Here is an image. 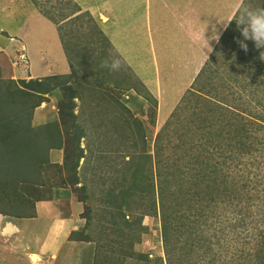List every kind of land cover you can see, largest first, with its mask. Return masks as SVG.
<instances>
[{
  "label": "rangeland",
  "instance_id": "374dc122",
  "mask_svg": "<svg viewBox=\"0 0 264 264\" xmlns=\"http://www.w3.org/2000/svg\"><path fill=\"white\" fill-rule=\"evenodd\" d=\"M34 1L40 5H34ZM81 1L0 0V33L6 32L4 38L11 37L8 44L13 45L14 38L20 41L17 53L8 44L0 47L4 53L0 54V79H12L21 87L20 79L28 81L26 75L32 73L30 79L58 76L56 82H66L54 90L55 85L51 84L53 88L43 96H7L11 105H22L24 121L34 126L25 130L24 143L34 147L56 145L57 130L65 140L66 135L74 137L76 124L84 131L80 147L85 157L83 165L87 162L83 170L80 167L75 183L64 182L61 172L51 167L62 164L63 151L53 150L58 153L55 158L47 153L50 164L41 169L42 174L37 175L27 164L25 174L41 175L44 183L16 186L17 193L35 205V213L30 205L17 210L31 215V220L0 212V264H33L31 253L40 259L34 264H169L167 250L171 248L175 252L172 264H227L230 255L225 253L226 246L247 245L242 228L221 227L224 217L232 211L231 205L239 198L235 194L221 195L214 211L218 214L199 222L193 215L186 216L192 206L191 197L197 191L203 195L208 188V192H216L214 185L224 188V178L218 170L214 173L215 181L210 182L212 186L202 181L206 172L192 167L191 156L203 146L206 150L202 151L210 155L211 161L222 158L210 152L215 150L214 145L222 148L217 140L223 142L220 138L226 136V131L232 132L228 124L231 113L238 112L244 119L235 121L242 122L249 120L246 115L251 111L264 116V104H260L263 98H259L264 97V48H257L249 40L244 41L247 51L242 49L238 41L243 37L235 20L241 10L259 7L264 0H118L109 12L102 6L105 0ZM242 2V9L236 13ZM100 6L101 12L110 13L108 25L98 15ZM39 8L52 15L53 21ZM141 16L146 18L139 19ZM232 18L234 28L219 41ZM107 27L126 34L125 40L133 44L134 55L140 51L137 48L145 52L150 61L144 60V65L152 68L148 74L154 81L134 64L137 73L129 71L115 46L100 42L101 29ZM123 44L120 39L118 45L131 51L128 43ZM114 61L119 62L116 70L110 67ZM105 62L109 67L103 66ZM248 74L256 83L259 103L247 93L251 84ZM149 82L152 88L147 90L145 84ZM190 86L199 89L203 97L189 91ZM68 102L75 117L68 114L62 120L59 114ZM8 104L1 106L7 109ZM46 111L52 114L47 119H56L57 124H51L44 134L37 136L38 123L43 121L40 118ZM256 134L264 139V130ZM259 146L261 155L255 152V157L264 161V141ZM232 163L235 165L236 161ZM232 168L240 175L236 186L239 187L250 169L241 164ZM67 189L72 193L68 201L80 202L79 215L85 207H92L85 211L94 222L85 231L87 237L94 238L88 244L90 247L87 242L76 240V230H64L65 226L71 228L70 222H61L65 208L61 196ZM87 194L89 198L85 199ZM246 195V190L240 193L242 198ZM10 196L0 200V209L6 213L16 205L7 202ZM204 201L199 205L203 206ZM254 204L264 207V202L257 197L248 201L249 211L258 215ZM240 205L246 202L241 201L234 209L238 210ZM163 215L167 218L168 246L164 241ZM51 221L55 225L48 227ZM248 222V231L254 234L264 228V224L252 219ZM218 229L224 231V237L217 233V241ZM190 231L195 235L188 238ZM192 237L199 246L194 250ZM187 238L190 244L185 241ZM62 244L72 248L65 245L60 249ZM254 252V245L250 246L249 256L241 259L242 263L250 264Z\"/></svg>",
  "mask_w": 264,
  "mask_h": 264
},
{
  "label": "trees",
  "instance_id": "16d2710c",
  "mask_svg": "<svg viewBox=\"0 0 264 264\" xmlns=\"http://www.w3.org/2000/svg\"><path fill=\"white\" fill-rule=\"evenodd\" d=\"M34 5H40V3H37L34 1ZM242 4L238 7L236 13L239 11V9H242ZM41 7V6H40ZM40 12L45 15L50 21H53L52 15H48L46 12H44L41 8ZM235 13V15H236ZM234 19L232 18L223 31L220 39L222 40L224 35L229 32L230 28H234L232 26L235 25ZM235 31V30H234ZM232 32V31H231ZM104 41L108 44L106 37L101 32L100 42L104 43ZM203 68L197 72L195 77L192 79L191 85L196 81L199 74L202 72ZM250 78V85L246 89L247 93H250L251 100H255L258 102V96L256 95L255 90V84L253 80H251L250 74H248ZM58 78V76H49L45 80H37V79H29L28 81H25L24 79H20V84L22 86H18L17 83H14L12 79L7 80H1L0 79V143H3L2 146H0V200L7 196L8 194H11L10 201L9 198H7V202L16 203L13 210L8 211L7 213L3 211V209H0V212L5 213L7 215L16 217V218H27V220H31V215L25 213H19V208L22 207L26 208L28 205L31 207L30 210L34 211L35 205L30 200H27V198L23 197L21 193H17L16 186H20L22 184H31V185H42L44 183L41 182V175L34 177L33 175H26L24 172V169H29L27 167V164H29L30 168L32 167L33 170H35L36 174H42L41 169L48 168V165L50 164V159L47 157V153L53 148H61L63 146V153H64V160L62 164H55L51 167H54L57 169V171L61 172V176L65 177L63 180L64 182H70L75 183L77 181L78 177V167H79V160L84 157L83 154V148L80 147V139L83 137L82 134H84V131H81L79 129V126L76 124H73L74 131H76V134L74 137H71L69 135L64 136L65 140L63 141L62 134L59 130L57 132L59 133L57 144L56 145H49L44 144L39 146L37 144L36 147L31 146V144L24 143L25 142V130L30 129L32 124L28 121H24L23 116L26 114L25 109L22 107V105H18V103L10 104L9 99L7 98L8 95L17 96V98H20L22 96H31V95H37V96H43L47 92L53 88L56 89L58 86L65 85L66 82H56L55 80ZM56 82V83H55ZM253 84V85H252ZM33 87V88H32ZM67 88V87H66ZM69 88V87H68ZM67 88V89H68ZM258 88V86H257ZM70 90H73L69 88ZM189 91L196 94L198 97H203V93L199 90L194 88L193 86H190ZM75 97V96H74ZM263 102L260 104H264V97ZM4 102H8L7 109H3L1 104ZM261 102V101H260ZM259 103V102H258ZM22 104V103H21ZM217 105V104H216ZM37 106V105H36ZM66 108L64 109L62 107L61 114H59L63 118L65 116L75 117L72 113V105L70 108L69 102L65 105ZM219 108H222V106L217 105ZM225 109L227 107H224ZM64 113H67L66 115H63ZM242 114V113H241ZM252 111L246 115L248 118H253L247 120V121H235V119H244L241 115L238 114V112L231 113L230 114V120L228 121V124L231 128L226 131V136H222V141L217 140V143L222 145V148L218 145H214L215 150L211 153V155L214 156L215 154H218V156H222L220 160H217L216 158L211 161L210 155H207V152H203L202 150H206L203 148L201 150H195L196 153L193 152L192 154V167L196 166L206 172L205 176L203 177L202 181L204 182H214L215 181V171L218 170L221 176L224 178L222 183L224 184L223 187H217V185H214L217 189L216 192L214 189L213 191H209L208 189L206 192L202 195L200 191H197L196 194L192 195L191 197V208L188 209V214L186 216H195L198 218V222L206 217H209L213 214H216L217 212H214L215 209L218 207V203L221 201V195L227 196L230 194H235V197L238 199L235 203L231 205L232 211L228 213L221 223L223 225L222 228H229L234 229L236 227L242 228L245 233L243 235V238L247 240L246 244L243 245V243H239V246H226L225 247V253L226 255L229 254V260L227 261V264H245L242 263L241 259H246L249 256V250L250 246L254 245V254L252 258H250V264H264V228L260 230H256V233L248 231V219H252L254 223H262L264 224V207L258 204H254L255 210L258 215L253 214L251 211H249L248 201L250 202L253 200V198L257 197L258 200L264 202V161H261L260 158H256L255 152L260 154V150L262 148L259 146L264 141L263 136H258L256 133L261 132L264 130V116L262 115H253ZM23 115V116H22ZM236 115H239L237 117ZM257 116V117H256ZM49 120V122H48ZM24 121V122H23ZM55 126L57 124V120L53 119H47V122L45 124H39L37 131V136L40 134H44V131L48 130V127ZM36 127V126H35ZM20 136V138H19ZM14 137H18V140H13ZM223 143V144H222ZM14 145V146H13ZM179 146V145H178ZM52 147V148H51ZM192 148V147H191ZM191 148L190 151H191ZM16 151V153H15ZM43 152V153H42ZM261 155V154H260ZM235 160V165L232 163V161ZM18 164H22L21 168L17 169L16 167ZM25 164V165H24ZM241 164L245 168H249L250 170H246V178L245 181L237 186V182H240V175H237L232 167H236ZM17 169V170H16ZM254 173V177H250V174ZM166 182V181H165ZM194 183H199V181H194ZM228 183V185H227ZM249 188V190H248ZM251 188V189H250ZM82 189V187H80ZM86 190V189H85ZM246 190V197L242 198L240 196V193ZM250 191V192H249ZM9 192V193H8ZM84 193L86 191H83ZM240 192V193H239ZM89 193V192H88ZM210 193V194H209ZM216 193V195L214 194ZM159 199L162 198V192L161 189H159ZM85 199L89 198V195H85ZM88 197V198H87ZM226 197L222 198L225 199ZM38 200V199H37ZM36 200V201H37ZM205 200L202 205H199V202ZM241 201H245L246 205H240L238 210H235L234 207L237 206ZM109 202V200H108ZM200 206V207H199ZM5 206L1 207L4 208ZM114 206L110 205V208H113ZM89 208H92L90 205ZM86 207L84 209L83 214L81 215L82 218L85 220V224L83 229H80L79 232H75V238L76 240H80L82 242H94V238L91 236H86L85 231H87V228L90 227L94 222H91L92 217L85 214V211L87 210ZM28 211V209H27ZM35 213V211H34ZM161 214H163L161 212ZM218 214V213H217ZM231 214L235 220L231 217ZM237 216V217H236ZM33 219V218H32ZM162 222H163V233H164V241L165 245L168 246L169 240L166 232H167V218L163 215L162 216ZM231 232V231H229ZM90 235V232H88ZM217 233H220L221 236L224 237V231L222 229H218V232L216 231L215 237L218 241ZM181 234V233H180ZM228 234V233H226ZM195 234L193 232H188L187 237L194 236ZM178 236V235H177ZM89 238L92 239V241L89 240ZM188 238L185 241H188ZM87 239V240H85ZM179 241H180V235H179ZM177 239V240H178ZM192 240V247L191 249L194 250V247H199L197 242H194V238H190ZM176 240V241H177ZM251 240V241H250ZM190 244V242H189ZM251 244V245H250ZM90 247V245H89ZM175 252H173V248L167 250V260L169 261V264L173 263V255ZM98 255V254H97ZM105 256V255H103ZM97 261H100V255ZM109 258V256L107 257Z\"/></svg>",
  "mask_w": 264,
  "mask_h": 264
},
{
  "label": "crops",
  "instance_id": "0c3cea01",
  "mask_svg": "<svg viewBox=\"0 0 264 264\" xmlns=\"http://www.w3.org/2000/svg\"><path fill=\"white\" fill-rule=\"evenodd\" d=\"M84 0H82L81 2H83ZM102 1V0H101ZM116 1H118V0H105V3L102 5L108 12H109V9H112L113 8V6H115V3L114 2H116ZM120 1V0H119ZM121 1H123L124 3H125V0H121ZM145 1H147V0H145ZM80 4V3H79ZM100 10H103L102 8H101V6L99 7V9H98V15L99 16H101V17H103L102 19L103 20H105L104 22L105 23H103V24H105V25H108V24H110V19H109V17H108V15L110 14H108V15H106V14H104L103 12H101ZM117 12V11H116ZM115 12V13H116ZM115 13L113 14V15H115ZM142 18H146V17H143V16H141V17H139V19H142ZM145 20V19H144ZM145 22V21H144ZM113 24H115V23H113ZM140 24H143L144 25V23L142 22V21H140ZM101 32H102V34L106 37V39H107V41L109 42V44H113L115 47V51L117 52V54L118 55H120V57L122 58V60L126 63V65H127V67H128V69H129V71H132V70H134V72H136L137 73V71L133 68V64L134 65H136L137 67H139L141 70H142V74L143 75H145V73L147 74V75H145V76H148L149 77V79H150V81H154L153 80V76L152 75H149L148 74V71H149V69L151 70L152 68L150 67V66H148V68H146L145 67V65H144V63H145V61L148 63L150 60V58H148L144 53L145 52H143L142 51V49L141 48H137V50H140L139 51V53H137L136 55H134L133 54V51L131 50V49H133V44H131V42L130 41H128V40H125L126 39V34H123V33H121V30H119L118 28L116 29L115 27H107L105 30H102L101 29ZM6 34V32H3V33H0V47L1 48H3V46L4 45H6L7 46V44L9 43V41L11 42V37H6V38H4L3 36ZM10 34V33H9ZM8 35V34H7ZM11 35V34H10ZM5 39V40H4ZM120 39L121 40H124V44H126V45H128L129 44V47H130V49L129 50H131V51H124V48L123 47H121L120 45H118V42H120ZM19 39L17 38V39H15L14 38V40H13V45H11V44H8V46L10 47V48H12L15 52H16V50H18L19 51V47L20 46H18L19 45ZM128 44H127V43ZM112 44H111V46H112ZM123 44V45H124ZM122 45V46H123ZM125 45V46H126ZM123 51V52H122ZM9 52V51H8ZM11 54H14L15 55V57H17V52L16 53H12V52H10ZM0 54L1 55H3L4 53L0 50ZM10 54V55H11ZM5 56V55H4ZM147 57V58H146ZM5 58H7L6 56H5ZM145 60V61H144ZM26 76H28L29 78L28 79H30V78H32L33 77V75H32V73H29V75L27 74ZM31 76V77H30ZM143 81H144V79H143ZM145 85H147L146 87H147V90H149V88H150V86H151V88H152V82H149V83H146ZM156 85H157V83H156ZM153 87L155 88V83L153 84ZM52 114H51V111H46V114H45V116H43V117H41L40 119L42 120L43 119V121H40L38 124H44L45 123V121L47 120V118L49 117V116H51ZM81 144H82V141L80 142ZM53 150H58L59 152H61V151H63V148H61V149H51L50 151H49V153H50V156L51 157H57V152L56 151H54L53 152ZM87 156V155H86ZM85 157H82L80 160H79V162H80V164H79V167H78V174H79V170L81 169L80 167H82V170H83V168H85V165L87 164V162L85 161L84 162V165H83V161L85 160L84 159ZM80 175V174H79ZM71 191L69 190V189H67V190H65V191H63V193H62V196H61V202L64 204V207L65 208H63V213H61L62 214V218H61V222H65V221H67V222H70V226H71V228H69L68 226H65V228H64V230L65 231H67V230H71L72 232H74L75 230V232H79V230L81 229V227H83L84 226V224H85V220H84V218H82L81 217V214L79 215L78 213L82 210V208H81V205H80V202L79 201H77V203H75V204H72V203H70L68 200L69 199H72V197H71ZM59 196V195H58ZM37 203H41V205H42V202H37ZM37 205V204H36ZM54 206H55V204H54ZM37 207V206H36ZM37 210V209H36ZM82 212V211H81ZM64 213H66V214H64ZM73 213H76V215L74 216V214ZM38 214V213H37ZM39 215V214H38ZM64 216V217H63ZM33 219H36L35 217L33 218ZM81 223V224H80ZM50 224H52V225H55V223H54V221H51L50 223H49V225H48V227H50L51 225ZM83 224V225H82ZM72 225H74L73 227H72ZM76 225H79V226H76ZM80 225H82V226H80ZM78 227V228H77ZM63 230V232H65ZM66 234V233H65ZM65 234H64V236H65ZM64 238V237H63ZM69 238H67V240H68ZM70 242H72V240H70ZM90 243H92V242H87L86 244L88 245V244H90ZM65 245H67V248L68 247H71L72 248V246L71 245H69V244H65ZM65 245H60L61 246V248L60 249H62V246L64 247ZM69 245V246H68ZM83 247H85L86 245H82ZM89 246V245H88ZM70 248V249H71ZM31 256L32 255H36V256H38L37 254H35V253H31L30 254ZM31 256H30V258H31ZM38 258H39V256H38ZM40 260V259H39ZM32 263H33V261H32ZM34 263H36V262H34ZM33 263V264H34Z\"/></svg>",
  "mask_w": 264,
  "mask_h": 264
},
{
  "label": "clouds",
  "instance_id": "9594fccd",
  "mask_svg": "<svg viewBox=\"0 0 264 264\" xmlns=\"http://www.w3.org/2000/svg\"><path fill=\"white\" fill-rule=\"evenodd\" d=\"M235 20L240 34L243 37V40L238 41L242 49L247 51V44L244 41L249 40L252 41L257 48H264V4L259 7L241 10ZM241 24L244 25L243 28L240 27ZM103 66L109 67L107 62H105ZM110 67L112 70L118 69L119 62L114 61ZM61 148H63V146Z\"/></svg>",
  "mask_w": 264,
  "mask_h": 264
},
{
  "label": "bare ground",
  "instance_id": "6f19581e",
  "mask_svg": "<svg viewBox=\"0 0 264 264\" xmlns=\"http://www.w3.org/2000/svg\"><path fill=\"white\" fill-rule=\"evenodd\" d=\"M31 260H32L33 262H37V261L39 260V258H38V256H36V255H32V256H31Z\"/></svg>",
  "mask_w": 264,
  "mask_h": 264
}]
</instances>
